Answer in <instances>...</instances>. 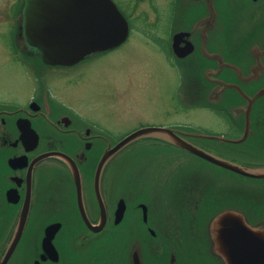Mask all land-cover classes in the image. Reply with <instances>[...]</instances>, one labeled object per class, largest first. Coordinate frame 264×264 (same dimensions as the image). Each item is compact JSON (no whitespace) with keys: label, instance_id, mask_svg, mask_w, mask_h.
I'll return each instance as SVG.
<instances>
[{"label":"flooded vegetation","instance_id":"obj_1","mask_svg":"<svg viewBox=\"0 0 264 264\" xmlns=\"http://www.w3.org/2000/svg\"><path fill=\"white\" fill-rule=\"evenodd\" d=\"M241 1L245 2L244 28L240 27L243 17L236 16L239 7L235 0H165L163 17L157 0H132L131 14L117 5L129 23L125 40L71 63L45 61L42 47L27 39L26 0L7 4L0 12V23L6 25L9 42L0 50V66L17 67L28 84L24 96L0 95V264H134V252L140 264H230L221 245V235L227 230L225 225L221 227L222 220L214 221L218 214L233 212V235L238 233L235 224L264 232V190L254 193L256 199L239 190L226 191V198L220 199L224 200L222 205L217 200L213 207L216 210L200 213L188 222L194 227L193 240L171 234L178 220L169 218L166 205L152 203V196L122 186L125 176L118 174V189L107 191L108 170L123 149L170 145L158 138L139 137L111 154L98 175V193L96 190V169L108 150L138 129L171 128L169 121H144L135 123L131 130L112 129L113 124L122 125L125 118L133 116L134 111L127 108L144 97L157 77L155 70L161 68V60L164 78L169 79L172 68L180 73L178 98L184 107L194 103L190 108L218 112L242 134L249 100L264 89V0ZM47 11L46 21L41 13L38 29L43 31L46 24L44 31L55 33L57 26L49 27L57 24L52 19L54 11L48 6ZM161 17L164 27L157 26ZM132 18L145 26L132 25ZM179 33L182 35L175 40ZM133 34L153 52H160L162 59L131 53L117 65L111 62L107 69L104 58L119 56ZM129 67H135L134 74ZM112 73L119 74L107 78ZM119 77H124V84ZM108 82L119 85L113 84L110 95L103 97L110 110L97 112L99 117L110 116L113 123L106 124L92 118L87 110H94L89 107L93 104L91 94L101 93ZM222 83L239 88L227 86L245 104L237 113L243 127L230 116L231 107L220 104L225 94L220 90ZM189 89L197 94L188 93ZM88 96L90 100H86ZM255 97L249 117L264 119V103L256 107L264 95ZM170 108L165 109V118ZM256 145L264 151V144ZM69 159L79 172L82 208ZM89 226L102 228L93 231ZM106 242L118 246L116 257L111 256L113 251L105 254L108 262L101 250L96 251ZM241 253L230 252L233 256Z\"/></svg>","mask_w":264,"mask_h":264},{"label":"rangeland","instance_id":"obj_2","mask_svg":"<svg viewBox=\"0 0 264 264\" xmlns=\"http://www.w3.org/2000/svg\"><path fill=\"white\" fill-rule=\"evenodd\" d=\"M114 1L118 6L121 5V8L128 10L130 14L132 13V0ZM235 1L239 7L236 10V16L237 19L238 17H243L240 27L244 28L243 4L245 2L241 0ZM10 2L11 0H0V12L4 11ZM164 2L165 0H157V3L160 5L162 17ZM162 17L157 24L158 27H164ZM131 21L134 26H145L144 22L138 18H132ZM238 23L237 21L236 29L239 31ZM243 35L244 33L241 34V37ZM136 36L138 35H132L131 40L124 46L119 56L113 54V57L109 60L104 58L103 63H105L107 69L109 67L111 68V62L115 61V65H117L121 62V59L129 56L131 53L134 55L140 52L143 53V56L162 59L158 55L160 52L158 54L155 51L153 52L143 43V39ZM8 42L6 25L0 23V50L6 48ZM161 62V68L158 67L155 70L157 71L155 72L157 75L156 79L153 73L151 74V82L154 79L155 81L151 85L149 84L150 87L144 97L129 104L131 108H127V110L134 111L133 118H125L122 125L113 124L112 129L115 131L116 128H122L124 131L131 130V127L135 123L138 124L144 121L149 123H159V121L162 123L170 122L168 125L181 136L216 157L223 158L241 166H264V151L259 149V145H256L257 143L264 144V119L261 116L258 117L257 121L252 120V118L248 128L249 134L244 141H240L245 128L242 129V134L240 135V130L233 127L222 114L210 111L205 107L190 108L194 103L188 104L187 108L184 107L178 98L181 83L180 73L172 68L168 70L169 79L164 78L162 70L165 67L163 68L164 63L162 60ZM132 69L131 73L134 74L135 67ZM142 69L143 67H141V71ZM17 70V67L11 64L7 68L0 66V95L4 94L8 97H21L26 95L23 89L28 84L27 79L22 77L18 72L19 70ZM118 74H109L107 78L117 76ZM18 75L19 77H17ZM162 75L163 77H161ZM132 77L135 76L133 75ZM118 79L124 84V77H119ZM113 84L116 87L119 85V83L108 82L102 88L101 93H99L100 91L97 95L92 93L91 97L93 101L90 96L86 97V100L91 99L93 104L89 107L94 109L92 111L87 110V112L92 118L96 119L95 117H98L100 121L106 124L112 122L110 116L101 115L99 117L97 112L101 110L105 113L110 110V108L107 109L109 103L103 97L110 95L108 91L112 89ZM165 88L167 91L166 96L164 95L166 94L164 91ZM221 89H224L225 94L219 100L220 104L229 105L231 107L230 111L233 112L230 116L233 117L237 124L240 123L243 127V122L240 121L237 113L241 112L240 108H245L244 102L239 100L233 92H230L231 89H227V86L222 87L221 84ZM188 93L195 95L197 94V90L189 89ZM207 98L212 101L215 100V102L217 101V98H210L209 96ZM218 103L217 101L215 104ZM263 103L264 99L259 100L256 107L258 109L261 108ZM168 107H171L170 114L169 117L165 118V109ZM118 174L125 176L122 181V186L129 187L130 189H139L149 196H152V203L166 205L169 218L178 220L176 226H171V234L181 235V238L187 237L189 240L194 239V227H191L188 222L191 219L198 218L200 213L202 214L208 211H210L208 213H211L216 210L213 207L217 200H220L222 197L226 198L223 195L226 191L230 189H233V191L239 190L238 192L249 193L250 195L248 196L256 199L254 193L264 190V179L248 178L235 174L189 152L181 150L174 145H168L166 147L134 145L124 148L122 154L118 155L117 162H114L108 170L109 180L107 191H110L113 187L118 189ZM111 178L113 179L111 180ZM223 202L224 200H220L221 205ZM194 209L198 211V214ZM181 219H185L187 222ZM180 221L183 222L180 223ZM173 231H177V233ZM104 245H101L99 249L96 248V251L101 250L100 252L103 253L104 259L108 262L105 254L110 253L108 251H113L115 253H112L111 256L116 257L118 246L116 243L110 242H106ZM94 251L92 249V256L94 255Z\"/></svg>","mask_w":264,"mask_h":264},{"label":"water","instance_id":"obj_3","mask_svg":"<svg viewBox=\"0 0 264 264\" xmlns=\"http://www.w3.org/2000/svg\"><path fill=\"white\" fill-rule=\"evenodd\" d=\"M47 6L49 10L54 11L52 19L57 24H49V27L57 26L55 33L45 32V29L48 27L46 24H44L45 31L40 32L38 29L41 13L44 16L43 19L46 21L48 14ZM41 7H43L42 10ZM24 16L28 41L33 45L42 47L44 60L51 63H71L78 61L88 53L109 49L124 41L128 32L127 20L113 0H26ZM181 35V33L176 34L174 36L175 40ZM174 47H176V42H174ZM175 51L179 53L176 48ZM179 55L181 54L179 53ZM222 85L235 87L239 90L238 86L234 84L222 83ZM220 90L222 89L220 88ZM261 95H264V89H260L255 94V96ZM255 96L249 100L246 110L245 131L240 141H243L249 132V110L253 99L256 98ZM142 136H151L167 140L195 156L234 173L251 178H264V167L241 166L223 158L216 157L197 147L172 128L145 127L127 135L115 147L103 155L96 169L97 193L98 175L104 162L111 154L132 140ZM69 161L72 162L70 159ZM72 164L79 204L80 208H82L79 172L76 165L73 162ZM232 213L228 210L222 211L214 218V221L222 220L221 227L225 225L224 228L227 230L224 232V238L221 233L220 235L221 245L227 253L230 264H264V232L255 231L244 225L235 224L238 233L233 235V231H231L233 227L230 228L234 225L233 219H231L233 216ZM84 218L87 220L85 215ZM89 227L93 231H99L102 228V226ZM232 251H241L242 256L239 254L233 256L230 254ZM133 262L134 264H140L137 252L133 253Z\"/></svg>","mask_w":264,"mask_h":264}]
</instances>
